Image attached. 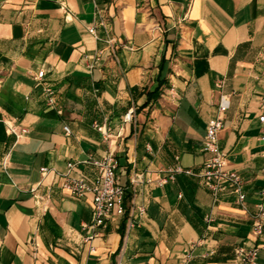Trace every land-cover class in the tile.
I'll use <instances>...</instances> for the list:
<instances>
[{"label": "crops", "instance_id": "0c3cea01", "mask_svg": "<svg viewBox=\"0 0 264 264\" xmlns=\"http://www.w3.org/2000/svg\"><path fill=\"white\" fill-rule=\"evenodd\" d=\"M263 92L264 0H0V264H238L259 244ZM217 118L244 207L201 177ZM107 154L125 214L94 226L62 185L97 183ZM177 167L194 175L160 186Z\"/></svg>", "mask_w": 264, "mask_h": 264}, {"label": "built area", "instance_id": "2783aa9c", "mask_svg": "<svg viewBox=\"0 0 264 264\" xmlns=\"http://www.w3.org/2000/svg\"><path fill=\"white\" fill-rule=\"evenodd\" d=\"M89 32L94 33V29H91ZM43 75V71H40L37 77L40 79ZM219 112H225L223 105H219ZM259 123L263 129L260 139L264 141V92L260 98ZM222 129L223 123L221 118H217L207 124L201 149L203 153L209 156L203 164L201 177L214 197L230 190L235 195L237 204L244 207L246 198L243 192L244 182L235 171L227 168L225 153L219 145V134ZM64 130L66 133H69L67 127ZM8 132L19 138L27 134L28 130L24 128L16 131L14 127L8 126ZM91 164L98 170L99 180L97 183L91 184L82 178L71 177L67 174L62 188L75 198L91 195L93 225L101 226L106 220L112 217H121L125 214L124 199L126 191L119 184L116 174L117 163L112 154H107L99 160H92ZM67 166L68 171H71L75 167L72 163ZM177 173L194 175L190 170L185 171L177 167L170 170L168 177L161 179L158 184L162 186L168 181H173L174 175ZM131 182L134 184L136 179H133ZM259 196L261 202L252 216V234L259 241V244L251 248L238 247L235 251V259L238 264H257L260 254L264 257V189L259 192ZM139 214H143L142 209L139 210Z\"/></svg>", "mask_w": 264, "mask_h": 264}]
</instances>
